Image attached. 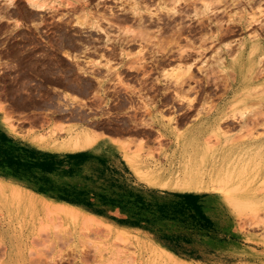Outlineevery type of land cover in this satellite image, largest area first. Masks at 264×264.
<instances>
[{
    "label": "rangeland",
    "instance_id": "obj_1",
    "mask_svg": "<svg viewBox=\"0 0 264 264\" xmlns=\"http://www.w3.org/2000/svg\"><path fill=\"white\" fill-rule=\"evenodd\" d=\"M257 34L246 82L250 46L232 59ZM246 85L264 92V0H0V129L16 137L0 156L24 157V173L0 165V263L4 228L18 264H264V209L176 186L215 107L204 180L250 147L230 181L264 193V94L236 102ZM84 129L114 151L63 149Z\"/></svg>",
    "mask_w": 264,
    "mask_h": 264
},
{
    "label": "bare ground",
    "instance_id": "obj_2",
    "mask_svg": "<svg viewBox=\"0 0 264 264\" xmlns=\"http://www.w3.org/2000/svg\"><path fill=\"white\" fill-rule=\"evenodd\" d=\"M261 39L258 34L255 35L252 39L246 38L243 39L240 43L237 53L233 56L232 59V71L235 73L234 67L237 63L242 59L248 45L250 46V62L249 66L246 68V73L244 75V81L248 82L252 78V74L256 70V66L254 65L255 59H253L252 55L256 54L261 49ZM259 52L257 53V55ZM262 58V57H261ZM259 60H261L259 58ZM253 61V62H252ZM259 62V61H258ZM261 62V61H260ZM260 64V63H258ZM249 79V80H248ZM252 80V79H251ZM236 83V77L234 76L231 80L229 90H232ZM257 87L254 86H245L243 90L240 91V96L236 97V102L242 99L245 96V99L248 97H261L264 92L261 90H257ZM256 91H261V93H256ZM244 99V100H245ZM243 102V100L239 101ZM225 115L224 110L221 108H211V111L208 112L207 116H203L198 120L195 125L196 127H191L189 130L190 134H195L193 141H189L188 144L191 146H195L193 150H184V157L186 159L182 164V172L179 176V180L176 183V186L181 188L182 190H194V191H209V192H217L223 191L227 196V202L233 203L236 207H249L253 212L257 213L258 210L264 209V193H261L256 188L252 191H247L246 187H241L240 184L233 183L230 180H233L236 176L232 175V172H238L237 177L239 178V172L243 169H238L240 167L237 164L233 165V162L240 161L243 159H247L251 157V150L248 148L247 150H243L244 152H239L236 159H231V165H227L224 167V174L217 176H210L208 181H205V170L203 164H200V161H195L194 159L199 156L198 145L205 146L210 142L212 136L215 135V142L221 143V138L217 137L218 131L212 129L209 135L205 136L204 131L207 129L205 127H212L213 125H217L219 120L223 118ZM199 119V118H198ZM257 122V121H256ZM246 123V122H245ZM249 122L247 121V124ZM219 125V124H218ZM246 125V124H245ZM247 126V125H246ZM217 127V126H216ZM220 127V126H219ZM218 129V128H217ZM107 140L114 142V138L107 136L106 134L100 131H90L87 129L81 130L77 132L75 135L69 137L67 141L64 142L63 149H70L73 151L79 149H91L94 151H104L108 153H112L113 148L109 149L108 147L102 148L97 146L100 141ZM233 140V139H232ZM231 140V141H232ZM247 140V139H246ZM259 139H253L251 142H256ZM239 141V140H238ZM248 142V141H247ZM249 144V143H248ZM210 145V144H209ZM258 152V149H257ZM187 154V156L185 155ZM252 155L255 156V153ZM243 162V161H242ZM264 186V184H263ZM217 194V193H216ZM2 235L4 236V249L6 254V259H4L0 264H18V246L15 241V236L8 229H2Z\"/></svg>",
    "mask_w": 264,
    "mask_h": 264
},
{
    "label": "crops",
    "instance_id": "obj_3",
    "mask_svg": "<svg viewBox=\"0 0 264 264\" xmlns=\"http://www.w3.org/2000/svg\"><path fill=\"white\" fill-rule=\"evenodd\" d=\"M11 136L9 133H7V131H5L4 129H0V137L5 139V138H11ZM13 138H16L13 136ZM8 143H13L15 144V141H7ZM18 145L20 146V150L24 149V142H19ZM2 146H4L5 148H10V150L8 149H2L1 151V156H0V165H8V166H14L15 171L16 168H19V171H21L20 173H24V157L18 155V157L13 153L12 150H14V147H10L9 145L3 144L2 142ZM19 158V159H17Z\"/></svg>",
    "mask_w": 264,
    "mask_h": 264
}]
</instances>
